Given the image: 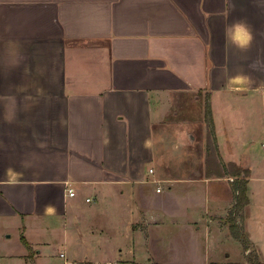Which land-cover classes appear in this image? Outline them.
I'll return each mask as SVG.
<instances>
[{
  "label": "crops",
  "instance_id": "1",
  "mask_svg": "<svg viewBox=\"0 0 264 264\" xmlns=\"http://www.w3.org/2000/svg\"><path fill=\"white\" fill-rule=\"evenodd\" d=\"M263 105L264 0H0V264H247L206 134L242 164Z\"/></svg>",
  "mask_w": 264,
  "mask_h": 264
},
{
  "label": "rangeland",
  "instance_id": "2",
  "mask_svg": "<svg viewBox=\"0 0 264 264\" xmlns=\"http://www.w3.org/2000/svg\"><path fill=\"white\" fill-rule=\"evenodd\" d=\"M199 95H200V98H202L204 96V94L202 92H199ZM193 97H194V95H192L191 92L181 93V94H179L176 101H174V103H172L173 106H171V108L174 107V110L177 111L175 109V106H174V105H176V108H178V110H179L178 114H177L178 118H181V116L185 115V116H188L187 118H190V119L192 118L193 120H196L195 115H196L197 109H200L202 101H200V99L198 100L199 102L194 101ZM164 119H165V121L171 120L168 116H164ZM260 133H261L260 131L255 132V134H257L255 140H256L257 144L259 145L256 148L260 152H257L255 154V157L241 158L242 164H239V163L236 164L235 162H225L227 160H225L223 163H221L220 162L221 159L220 160L218 159V153L216 155V152L215 153L209 152V148H208V152H209L208 153V157H209L208 163H209V167H210V169H209L210 175L219 176L218 172H216L218 170V168H221L222 170L227 171V174H228L229 173L228 171L230 169L228 166L232 165V164L234 167H237L241 171L242 170L247 171L246 186H247L248 205L244 207V209L239 213V215L236 216V219H235L237 221L240 229H241L242 234H244L245 238H247L248 243H249L248 250L244 249L245 254H246V263L247 264H264V135H262L263 133L262 134H260ZM195 136H197V135H195ZM258 138H260V139H258ZM211 143H212L211 140L208 139L207 145L211 146L212 145ZM190 148H191V151L196 154V156L200 155L198 142L194 146L192 145ZM226 164H228V165H226ZM193 167L197 168V166H195V165H193ZM251 168L253 170L252 175L254 177L250 181V179H251L250 178ZM196 170H198V169H196ZM191 172L194 173L195 170H191ZM242 174H244V172H242ZM242 174L240 175V177L243 176ZM219 177L224 178V180H221V181L215 180L218 183V184H216V187H218V185L220 186L222 182H226L227 185L229 186L230 192L232 194L231 182L236 177L234 175L230 176L229 174H228V176L226 174H224V175L219 176ZM248 186H250V189L248 188ZM232 198H233V195H232ZM233 202H234V199L232 201V207L234 205ZM249 202L251 204L252 203L253 204L250 205ZM252 213H253V216L251 218ZM249 221L251 222V225H250V231L248 232L247 230H248ZM228 231H229V228H228ZM229 234H230V232H229ZM231 237H233V236L231 235ZM233 238H235V237H233ZM250 238H253L255 240V242L251 241ZM11 240L13 242L12 243L13 247L16 249L19 247V245H22L21 241L18 239V237L16 235H14ZM54 241L52 242L53 243L52 249L54 250L53 252L56 253V251H58L59 244L54 242ZM241 246L243 247L242 244H241ZM56 260L59 263L61 261V260H58V258H56Z\"/></svg>",
  "mask_w": 264,
  "mask_h": 264
},
{
  "label": "trees",
  "instance_id": "3",
  "mask_svg": "<svg viewBox=\"0 0 264 264\" xmlns=\"http://www.w3.org/2000/svg\"><path fill=\"white\" fill-rule=\"evenodd\" d=\"M209 104L206 103V108H205V118L207 119H210L209 118ZM207 140H211L212 142V135H211V132L207 133ZM212 145H207V155L209 152H216V155H217V147L215 144L211 143ZM208 148H209V152H208ZM217 157V156H216ZM209 157H207V160H206V169L209 171L210 173V167H209V160H208ZM230 169H229V175L230 176H235L236 178L233 179V181L231 182V186H232V194H233V199H234V202H233V207L230 209V211L227 213L226 217H224L223 221L226 223V225L228 226L229 228V232L230 234L237 238L240 243L243 245V248L245 250L248 249V240L247 238H245L244 234H242L241 232V229L237 223V221L235 220L236 219V216L239 215V213L244 209L245 206L248 205V197H247V186H246V183H247V171L246 170H240L238 169L237 167H234L233 164L232 165H229L228 166ZM218 172L219 176H222L224 174H227V171L225 170H222L221 168H218V170L216 171ZM242 172H244V174H242ZM243 175L242 177H240V175ZM25 244L30 247L29 243L27 242V240L22 236L21 237Z\"/></svg>",
  "mask_w": 264,
  "mask_h": 264
},
{
  "label": "clouds",
  "instance_id": "4",
  "mask_svg": "<svg viewBox=\"0 0 264 264\" xmlns=\"http://www.w3.org/2000/svg\"><path fill=\"white\" fill-rule=\"evenodd\" d=\"M226 36L231 43L241 50H246L252 44L253 36L248 25L242 21L234 22L226 29Z\"/></svg>",
  "mask_w": 264,
  "mask_h": 264
},
{
  "label": "built area",
  "instance_id": "5",
  "mask_svg": "<svg viewBox=\"0 0 264 264\" xmlns=\"http://www.w3.org/2000/svg\"><path fill=\"white\" fill-rule=\"evenodd\" d=\"M158 190H160V189L158 188V189H157V191H158ZM69 194H70V195H73V194H74V192H73V191H71V190H69ZM86 200H88V199H86ZM106 264H117V263H115V262H114V263H106Z\"/></svg>",
  "mask_w": 264,
  "mask_h": 264
}]
</instances>
